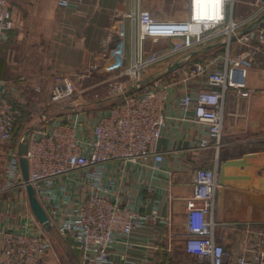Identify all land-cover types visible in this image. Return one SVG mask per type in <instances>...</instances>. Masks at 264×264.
Here are the masks:
<instances>
[{
    "label": "built area",
    "instance_id": "obj_1",
    "mask_svg": "<svg viewBox=\"0 0 264 264\" xmlns=\"http://www.w3.org/2000/svg\"><path fill=\"white\" fill-rule=\"evenodd\" d=\"M83 2L59 0L63 7ZM235 5L236 0H210L204 7L202 0H186L184 17L177 19L158 17L149 9L127 14L139 27L127 70L131 80L138 78L141 82L143 68L178 53L222 46V53L201 54L180 69L185 73L181 83L201 81L195 93L186 90L180 97V107L185 113L193 111L195 121L208 128L211 139H201L200 148L213 147L217 154L222 145L227 93L235 90L243 97L250 94L243 79L244 68L264 43V29L255 35L253 31L241 34L264 14V0H257L243 20H235ZM13 25L10 1L0 0V35ZM234 36L236 40H232ZM168 39L173 42L170 48H155L161 40ZM147 40L151 42L149 50L145 49ZM98 68L91 64L77 75H55L47 90L46 107L71 100L77 93L78 80L92 77ZM176 83L157 78L130 94L128 86L113 83L110 89L123 98L97 114L72 105L54 116L46 108L34 122L26 154L29 182L48 214L49 224L69 239L78 264H113L110 248L119 237L128 238L136 228L159 219L157 211L138 212L112 197L110 187L102 182V174L106 165L118 164V160L124 170L131 165L143 167L153 162L157 166L164 161L158 145L167 126L168 97ZM5 85L0 79V141L9 142L15 137L23 111L4 91ZM9 156L6 173L10 180L6 186L26 188L18 148H11ZM108 184L113 187L116 181ZM218 187L216 157L211 167L195 171L186 214V252L195 256L199 264H264V222L231 223L244 232L246 244L240 254L226 260L227 250L216 237L221 225L215 217ZM52 246L48 235L28 226L23 231H5L0 264H41Z\"/></svg>",
    "mask_w": 264,
    "mask_h": 264
},
{
    "label": "crops",
    "instance_id": "obj_2",
    "mask_svg": "<svg viewBox=\"0 0 264 264\" xmlns=\"http://www.w3.org/2000/svg\"><path fill=\"white\" fill-rule=\"evenodd\" d=\"M9 1L14 25L9 32L0 35V79L6 82L4 91L21 106L25 117L34 120L32 123L38 120L41 112L37 114V111L46 104L47 90L57 74L77 75L91 64L99 67L92 77L78 80L74 99L76 106L89 110L91 115L123 98L118 92L115 101L103 105L114 97L110 89L113 83L128 86V94L141 90L154 75H145L139 85L129 78L127 70L139 27L127 14L144 9L168 19L183 18L185 14L177 0H84L82 4L69 7L61 6L59 0ZM256 1L236 0L235 20L248 16ZM175 4L179 7L174 11ZM260 29H264V24L250 32L255 35ZM167 42L171 45L163 47L160 42L155 48H170L173 42L170 39ZM150 47L151 42L147 40L145 49ZM220 48L219 44L199 51L215 55L221 53ZM205 52L200 54L206 55ZM191 55L193 52L182 59L166 61L167 68L162 74L180 73L181 68L169 71L170 65ZM180 79H173L177 83L166 104L167 126L158 145L164 161L157 166L149 162L143 167L131 165L124 170L118 160V164H108L104 168L102 182L110 187L112 197L135 211H157L160 216L136 228L128 238H118L110 248L113 264L198 262L185 250L188 198L193 193L196 169L211 167L216 157L219 187L215 217L221 222L216 237L226 250L229 245L234 246L231 259L243 251L246 236L230 224L264 222V43L244 68L243 79L250 94L243 97L235 90L227 93L218 154L213 147L200 148L201 139H211L208 128L195 121L193 111L185 113L180 107V97L186 90L195 93L201 81L183 84ZM57 110L50 106L46 111L55 116L60 112ZM19 142V136L9 142L0 141V248L5 231H23L28 226L34 232L48 235L51 229L34 216L26 188L6 186L10 180L6 173L9 152L13 147L18 148ZM111 180L116 181L113 187L108 184ZM56 249L52 246L46 258L51 257L53 251L57 258Z\"/></svg>",
    "mask_w": 264,
    "mask_h": 264
},
{
    "label": "rangeland",
    "instance_id": "obj_3",
    "mask_svg": "<svg viewBox=\"0 0 264 264\" xmlns=\"http://www.w3.org/2000/svg\"><path fill=\"white\" fill-rule=\"evenodd\" d=\"M176 2H177V5H178V2H181L180 3V5H181V8L180 9H181V11L184 12V10H185L184 9L185 8L184 5H186L185 4L186 3V0H177ZM177 5L175 4V6L172 7L174 11L176 9L178 10V7L179 6H177ZM161 43H162L161 45H163V47L164 46L171 45V42H167V40H161ZM202 48L194 49V51H199ZM194 51L191 50V51H188V52H181V53H178L175 56H172V57H169V58L165 59L164 62L155 63L153 65H150L148 67L143 68L142 71H141V77H140L141 80L145 78V75H147V76L150 75L151 77H153L152 75H154V77H153V79H151V81L155 80L159 76L161 77L163 75L162 73H164V71L167 68V65H166L167 62L166 61H168V60L174 61L176 59H182L186 55H188V54H190V53H192ZM221 53H222V51H221ZM182 75H185V73L180 71V73L179 72H176V73H173L171 75L165 74V76L163 75V77H161L160 79H162L164 81L165 80H170V79H180ZM137 80H138V78H135V79H132L131 82H133L134 84L137 85V83L140 82V81H137ZM150 82L146 83V85H148ZM112 96H114V97L111 98L112 101H107V102L103 103V105L106 106V105L111 104L113 101H115V99L117 97V93H113ZM75 97H76V95L71 100L66 101V102H63V103H65V105H62L63 104L62 103V104L53 105L52 107H56V110L58 109L57 111H66L69 108V106L75 105V103H74ZM45 106H46V104L43 105V107L41 106V108L38 109L37 114H40V112H43L44 110H46L47 107H45ZM32 121H34V120H30V116L29 117L27 116V123L25 122L26 124L24 125V128H21L20 131H19V133H18L20 138H21V135L23 134V132L31 126ZM48 236L50 237V239H51V241L53 243V246L55 245L56 248H57L56 249V253H57V256L58 257L56 258L55 252L53 251V252H51V257L46 258V256L48 254L44 257L46 259H43L45 261H43L42 264H78L77 254L72 249H70V247H69L70 246V242H69V239L68 238L62 236L53 227H51V229L49 230ZM59 244H60V246H59ZM228 248L230 250L229 249L227 250L226 260L231 259L232 254L235 253L234 252V246L233 245H229ZM243 249H244V247H243ZM237 250H238V248H237ZM67 253H68V255H67ZM192 263L194 264V262H192ZM196 264H198V262Z\"/></svg>",
    "mask_w": 264,
    "mask_h": 264
},
{
    "label": "water",
    "instance_id": "obj_4",
    "mask_svg": "<svg viewBox=\"0 0 264 264\" xmlns=\"http://www.w3.org/2000/svg\"><path fill=\"white\" fill-rule=\"evenodd\" d=\"M262 24H264V14L252 25V27H250L247 30H244L241 34L248 33L252 29H254L255 27L261 26ZM232 40H236V37L235 36L232 37ZM210 47L211 46H209V48ZM203 52H205V51L193 52V55L189 56L185 60L176 61V62L172 63L169 67V71H175L176 69L181 68L186 63L190 62L192 60V58H196L197 56L201 55L200 53H203ZM138 84H142V81ZM131 89L136 90L135 87H131ZM45 114L46 113H44V115ZM34 125H35V123H32L31 126L28 129H26L23 132V134L21 135L19 146H18V153L20 155V165H21V169H22L23 178L26 182V190H27L31 210H32L34 216L36 217V219L42 225H44L45 227L51 228V225L49 224L48 214H47L45 208L43 207V205L41 204V202L39 201V199L37 198L34 187L29 182V164H28V160L26 158V154H27V150H28V141H29V137H30V130Z\"/></svg>",
    "mask_w": 264,
    "mask_h": 264
},
{
    "label": "trees",
    "instance_id": "obj_5",
    "mask_svg": "<svg viewBox=\"0 0 264 264\" xmlns=\"http://www.w3.org/2000/svg\"><path fill=\"white\" fill-rule=\"evenodd\" d=\"M221 50H220V52L221 51H223L222 50V48H220ZM210 52V51H209ZM208 51H206L205 53H207V54H211V53H209ZM23 111V110H22ZM25 119H27V116L25 117V115H24V113L22 114V117L20 118V120L17 122V124H16V129H15V131H16V133H15V136H19V131H20V129L21 128H24V125H25V121H27V120H25Z\"/></svg>",
    "mask_w": 264,
    "mask_h": 264
},
{
    "label": "bare ground",
    "instance_id": "obj_6",
    "mask_svg": "<svg viewBox=\"0 0 264 264\" xmlns=\"http://www.w3.org/2000/svg\"><path fill=\"white\" fill-rule=\"evenodd\" d=\"M209 1H210V0H202V4H203V6L206 7Z\"/></svg>",
    "mask_w": 264,
    "mask_h": 264
}]
</instances>
